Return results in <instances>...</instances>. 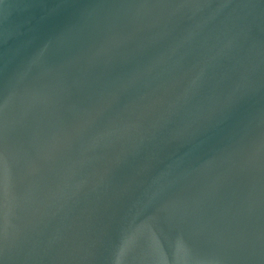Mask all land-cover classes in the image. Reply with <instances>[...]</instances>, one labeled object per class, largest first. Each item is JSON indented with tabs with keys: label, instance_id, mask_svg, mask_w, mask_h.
Instances as JSON below:
<instances>
[{
	"label": "water",
	"instance_id": "obj_1",
	"mask_svg": "<svg viewBox=\"0 0 264 264\" xmlns=\"http://www.w3.org/2000/svg\"><path fill=\"white\" fill-rule=\"evenodd\" d=\"M0 264H264V0H0Z\"/></svg>",
	"mask_w": 264,
	"mask_h": 264
}]
</instances>
